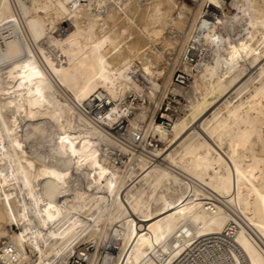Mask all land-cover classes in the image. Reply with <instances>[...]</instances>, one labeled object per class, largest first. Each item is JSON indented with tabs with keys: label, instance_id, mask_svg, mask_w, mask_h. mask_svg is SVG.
<instances>
[{
	"label": "bare ground",
	"instance_id": "bare-ground-1",
	"mask_svg": "<svg viewBox=\"0 0 264 264\" xmlns=\"http://www.w3.org/2000/svg\"><path fill=\"white\" fill-rule=\"evenodd\" d=\"M85 242L89 264H264V0H0V260Z\"/></svg>",
	"mask_w": 264,
	"mask_h": 264
},
{
	"label": "built area",
	"instance_id": "built-area-1",
	"mask_svg": "<svg viewBox=\"0 0 264 264\" xmlns=\"http://www.w3.org/2000/svg\"><path fill=\"white\" fill-rule=\"evenodd\" d=\"M190 78V74L182 68H178L174 74L175 83L183 87L189 86L188 80H190ZM186 92L182 93L179 91H170L164 97L161 107L157 114V122L162 126L163 129H171L174 125L175 120L180 115H182L187 109L189 98L187 97ZM129 97L132 96L130 95ZM96 98L98 99V103L91 111V114L96 115L105 112L106 109L111 107L110 104L112 102L108 98H106V95H104L103 98L101 96L96 95ZM120 103L123 104L124 108L126 109V100L123 99ZM136 132L137 133L134 137V143H132L133 149L138 153H144L152 156L151 158L153 160L157 159L158 157L152 154V150H155L160 147L163 143L162 140L152 134L147 135L143 139L141 131L138 130ZM122 155L125 156L126 154L122 153V151L119 149L114 152V157ZM116 162L118 163V160H116ZM109 248L110 247L105 248L104 251L106 252V250ZM9 249V251H13L12 247H10ZM93 250V242H85L84 244H81L80 246H78L77 250L71 255L70 260L67 264H89L90 254ZM0 264H3L1 260Z\"/></svg>",
	"mask_w": 264,
	"mask_h": 264
},
{
	"label": "rangeland",
	"instance_id": "rangeland-1",
	"mask_svg": "<svg viewBox=\"0 0 264 264\" xmlns=\"http://www.w3.org/2000/svg\"><path fill=\"white\" fill-rule=\"evenodd\" d=\"M68 21H69V20H68ZM68 21H65V23H64L66 27L71 26L70 23H68ZM167 34H169V33H167ZM168 50L170 51V50H172V49H171L170 47L167 48V50L165 51L166 57L170 56V53H171V52H169ZM167 55H168V56H167ZM162 63H163V62H162ZM178 68H179V67H178ZM178 68H177V69H178ZM81 242H82V241H81ZM83 242H84V241H83Z\"/></svg>",
	"mask_w": 264,
	"mask_h": 264
}]
</instances>
